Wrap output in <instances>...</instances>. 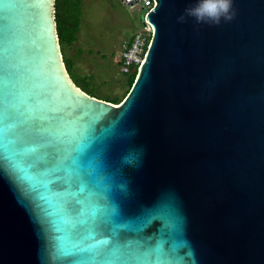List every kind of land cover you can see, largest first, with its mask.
<instances>
[{"label":"water","instance_id":"water-1","mask_svg":"<svg viewBox=\"0 0 264 264\" xmlns=\"http://www.w3.org/2000/svg\"><path fill=\"white\" fill-rule=\"evenodd\" d=\"M152 2L113 104L70 78L54 0H0V264H264V0L213 27Z\"/></svg>","mask_w":264,"mask_h":264},{"label":"rangeland","instance_id":"rangeland-1","mask_svg":"<svg viewBox=\"0 0 264 264\" xmlns=\"http://www.w3.org/2000/svg\"><path fill=\"white\" fill-rule=\"evenodd\" d=\"M140 11L119 0H81V24L75 42L63 57L73 82L88 77L96 97L121 96L126 78L118 65L122 40L140 27Z\"/></svg>","mask_w":264,"mask_h":264},{"label":"trees","instance_id":"trees-1","mask_svg":"<svg viewBox=\"0 0 264 264\" xmlns=\"http://www.w3.org/2000/svg\"><path fill=\"white\" fill-rule=\"evenodd\" d=\"M54 8H55V22H56L58 42L63 57V51L65 49V46L66 45L71 46L75 42L77 38V34L80 31L81 0H54ZM63 61L67 69V65L65 63L64 57H63ZM135 74L136 72L131 73L126 78L125 82L127 89L125 90L123 95L121 96L104 95V96H100V99H103L113 104H119L127 94L135 78ZM74 83L84 92L88 93L91 96L96 97L95 91L89 85L88 77L86 76L82 77L79 81Z\"/></svg>","mask_w":264,"mask_h":264},{"label":"built area","instance_id":"built-area-1","mask_svg":"<svg viewBox=\"0 0 264 264\" xmlns=\"http://www.w3.org/2000/svg\"><path fill=\"white\" fill-rule=\"evenodd\" d=\"M128 9L144 10L148 12L153 7L152 0H119ZM151 37V28L145 23L122 40L118 54L119 70L122 74L129 75L136 72L143 60L147 45Z\"/></svg>","mask_w":264,"mask_h":264},{"label":"clouds","instance_id":"clouds-1","mask_svg":"<svg viewBox=\"0 0 264 264\" xmlns=\"http://www.w3.org/2000/svg\"><path fill=\"white\" fill-rule=\"evenodd\" d=\"M233 4L234 0H193L191 5L186 6L176 17V22L183 24L190 18L196 25L209 27L229 23L236 16Z\"/></svg>","mask_w":264,"mask_h":264},{"label":"snow or ice","instance_id":"snow-or-ice-1","mask_svg":"<svg viewBox=\"0 0 264 264\" xmlns=\"http://www.w3.org/2000/svg\"><path fill=\"white\" fill-rule=\"evenodd\" d=\"M100 103H103V101H101ZM115 212H116V216L114 218L115 219H119L120 218V212H119V210L118 209H115Z\"/></svg>","mask_w":264,"mask_h":264}]
</instances>
